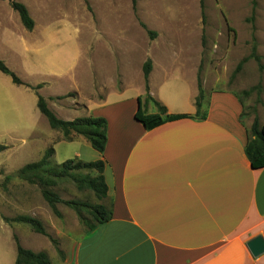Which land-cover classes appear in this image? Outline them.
<instances>
[{
    "label": "crops",
    "instance_id": "obj_1",
    "mask_svg": "<svg viewBox=\"0 0 264 264\" xmlns=\"http://www.w3.org/2000/svg\"><path fill=\"white\" fill-rule=\"evenodd\" d=\"M56 35H60L56 28L44 30L37 24L17 35L24 66L42 78L39 83L59 82L76 70L86 74L80 64L90 63L93 57L73 38L78 48L69 65L28 59L32 58L29 53H42L45 42ZM48 54L54 58V51ZM152 61L151 97L166 105L169 113L189 116L146 128L135 118L138 98L147 114L158 112L153 100L146 99V85L130 90L129 83L118 85L113 76L98 87L101 93L90 80V106L84 104L80 109L72 106L75 101L69 102V120L95 116L108 121L103 153L92 151L91 143L81 135L56 141L77 143L75 159L106 161L109 191L103 202L112 209V216L89 230L70 255L56 262L51 258L52 263L264 264V253L255 257L247 245L259 234L264 237V167L254 168L247 155L242 101L233 92L215 91L202 101L197 115V79L183 73L171 81L173 68L160 65L153 57ZM52 95L56 94L46 96ZM35 103L32 100L33 108ZM58 109L66 110L64 105ZM52 146L55 156V142ZM7 244L0 241V264H15L18 250L9 247L7 257Z\"/></svg>",
    "mask_w": 264,
    "mask_h": 264
},
{
    "label": "rangeland",
    "instance_id": "obj_2",
    "mask_svg": "<svg viewBox=\"0 0 264 264\" xmlns=\"http://www.w3.org/2000/svg\"><path fill=\"white\" fill-rule=\"evenodd\" d=\"M10 1L0 0V59L25 84H15L10 75L0 71V241L8 243L7 257L8 248L17 252L20 244L34 252L46 249L56 262L70 255L89 232L73 208L58 203L61 216H57L40 187L17 175L23 165L38 161L54 142L56 163L75 158L79 147L67 141L57 143L64 138L63 133L52 130L47 117L39 112L38 92L59 118L69 120V102L75 101L72 106L80 109L84 104L90 106V80L99 93L98 87L109 76L118 85L126 81L130 90L141 89L146 85L143 66L153 57L160 65L173 68L171 81L183 73L197 81L200 77L204 99L215 91L235 93L243 102L242 121L248 129L255 116L264 124V70L259 68V62L264 64V0H256L255 7L253 0H16L28 7L35 25L60 31L45 42L42 53H29V60L69 65L78 46L93 56L89 59L93 63L80 64L86 74L76 70L54 83H39L42 78L24 66L17 35L27 29ZM52 51L54 58L48 54ZM245 57L248 60L235 74ZM38 84L43 86L32 88ZM69 93L72 95L63 98L46 96ZM32 100H36L34 108ZM61 105L66 108L62 113L58 109ZM90 148L96 150L91 144ZM55 190L64 200L100 202L93 192L79 190L72 182H60ZM19 215L38 218L49 235L27 223L7 220Z\"/></svg>",
    "mask_w": 264,
    "mask_h": 264
},
{
    "label": "trees",
    "instance_id": "obj_3",
    "mask_svg": "<svg viewBox=\"0 0 264 264\" xmlns=\"http://www.w3.org/2000/svg\"><path fill=\"white\" fill-rule=\"evenodd\" d=\"M253 2L255 7L256 0H253ZM10 4L12 8L18 12L24 26L29 30L33 29L35 23L28 7L23 2L16 0H11ZM247 60L248 57H245L237 65L235 74L241 70L243 64ZM259 68L264 70V64L259 62ZM151 70L152 61L151 59H148L143 66L147 90L146 99L147 101L150 99L153 100L158 112L147 114L142 108V98L139 97V107L135 114V118L143 123L146 128L150 129L159 126L166 121L189 116L187 113L171 114L168 112L166 105L151 97L149 94V75ZM0 71L4 74L10 75L15 84H25L24 81L12 71L2 59H0ZM42 86V84H38L32 88L37 90ZM198 88L199 94L196 98V105L198 108L197 115L200 114L202 101L204 100V91L200 77H198ZM37 95L39 110L45 117H47L48 122L53 129H59L62 131L65 140H72L76 135H81L84 136L97 151L100 153L105 151L108 142V121L105 117L82 116L76 117L72 120H65L59 118L52 111L48 105L47 99L42 94L38 92ZM70 95H72V93L58 97L51 96L50 99L63 98ZM2 149L3 145H0V150ZM246 152L254 168L259 169L264 167V124L262 125L260 123L258 116L254 117L253 123L248 129ZM54 154L55 149L53 146L47 148L38 161L26 163L18 170L17 175L31 184L40 187L45 200L49 203L57 216H61L57 204L62 202L77 212L82 222L89 230H94L97 225L108 221L112 216V209L103 202L108 196L109 191V186L104 174L106 161L103 158L95 161H83L71 158L64 160L62 163H56ZM65 181L74 183L79 190H90L100 202L91 203L90 201L80 199L64 200L55 190V187L60 182ZM7 220L27 223L35 231L47 236L49 235L43 222L36 217L19 215L14 219ZM17 250L18 255L15 264H53L46 251L34 252L30 249L24 248L20 244H17Z\"/></svg>",
    "mask_w": 264,
    "mask_h": 264
},
{
    "label": "water",
    "instance_id": "obj_4",
    "mask_svg": "<svg viewBox=\"0 0 264 264\" xmlns=\"http://www.w3.org/2000/svg\"><path fill=\"white\" fill-rule=\"evenodd\" d=\"M247 245L255 257H258L264 253V237L261 234L250 239Z\"/></svg>",
    "mask_w": 264,
    "mask_h": 264
}]
</instances>
